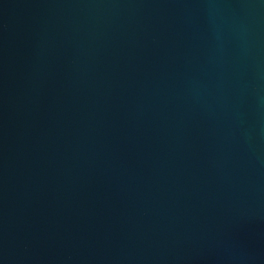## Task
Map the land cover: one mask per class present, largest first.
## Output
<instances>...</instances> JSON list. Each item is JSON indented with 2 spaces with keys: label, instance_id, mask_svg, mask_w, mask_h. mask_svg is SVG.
Here are the masks:
<instances>
[{
  "label": "water",
  "instance_id": "obj_1",
  "mask_svg": "<svg viewBox=\"0 0 264 264\" xmlns=\"http://www.w3.org/2000/svg\"><path fill=\"white\" fill-rule=\"evenodd\" d=\"M0 264H264V0H0Z\"/></svg>",
  "mask_w": 264,
  "mask_h": 264
}]
</instances>
